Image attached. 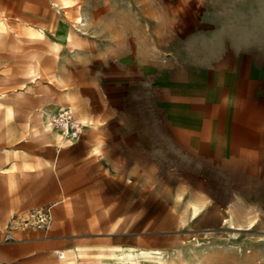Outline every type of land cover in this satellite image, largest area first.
<instances>
[{
  "label": "rangeland",
  "instance_id": "374dc122",
  "mask_svg": "<svg viewBox=\"0 0 264 264\" xmlns=\"http://www.w3.org/2000/svg\"><path fill=\"white\" fill-rule=\"evenodd\" d=\"M0 16V264H42L60 236L57 264L128 246L264 264V0H0ZM49 205L50 230L7 240Z\"/></svg>",
  "mask_w": 264,
  "mask_h": 264
},
{
  "label": "built area",
  "instance_id": "2783aa9c",
  "mask_svg": "<svg viewBox=\"0 0 264 264\" xmlns=\"http://www.w3.org/2000/svg\"><path fill=\"white\" fill-rule=\"evenodd\" d=\"M51 124L62 135L70 138L71 140H79L83 127L81 123L76 119L74 113L70 110H63L56 114ZM52 205L42 207L39 209L26 210L16 213L11 219L10 233L6 234L7 240H14L12 231L16 230H42L48 231L51 228L53 222ZM55 257L58 260L65 258L64 252L55 251ZM114 264H140V261H134L133 263L121 262Z\"/></svg>",
  "mask_w": 264,
  "mask_h": 264
},
{
  "label": "bare ground",
  "instance_id": "6f19581e",
  "mask_svg": "<svg viewBox=\"0 0 264 264\" xmlns=\"http://www.w3.org/2000/svg\"><path fill=\"white\" fill-rule=\"evenodd\" d=\"M68 6V5H67ZM6 20V18L0 16V33H2V29L5 28V23L3 22ZM83 20L81 17L76 18V23H82ZM2 27V29H1ZM42 33V30L39 31ZM53 50L56 51L57 53L61 50L60 44H55L52 46ZM33 71V69H32ZM48 114H45V117H47ZM49 130H52L50 123L45 125ZM65 139H69L68 141L70 142V138L64 137ZM73 143H75L74 140ZM72 143V142H70ZM72 143V144H73ZM190 210L192 213L193 218L197 217L201 211H202V205L196 204V203H191L190 205ZM75 256L78 257H83L86 255V249H78L74 251ZM66 257V254H64ZM96 257L98 259L97 264H108V261L110 259L116 260L117 263L121 262H129L133 263L135 260L136 261H142L145 263H153V264H164L167 255L166 253L161 250V249H142V248H136L133 246H128L124 248H109V249H100L96 253ZM65 259V258H64Z\"/></svg>",
  "mask_w": 264,
  "mask_h": 264
},
{
  "label": "crops",
  "instance_id": "0c3cea01",
  "mask_svg": "<svg viewBox=\"0 0 264 264\" xmlns=\"http://www.w3.org/2000/svg\"><path fill=\"white\" fill-rule=\"evenodd\" d=\"M61 247H62V237L61 236L58 237V239L56 238L54 242H50L49 240L42 238V264H57L56 261H61L55 258V251H60L59 249ZM78 249H86V255H87L89 252L91 253L92 251H94L96 249V246L81 245V246H76L75 248H71L68 251H71V250L75 251ZM100 249H105V248L99 247V250ZM62 252L66 254V250ZM88 264H97V263L89 261Z\"/></svg>",
  "mask_w": 264,
  "mask_h": 264
}]
</instances>
